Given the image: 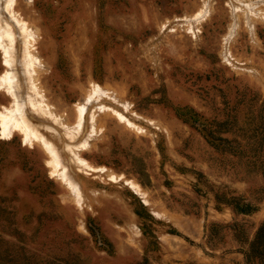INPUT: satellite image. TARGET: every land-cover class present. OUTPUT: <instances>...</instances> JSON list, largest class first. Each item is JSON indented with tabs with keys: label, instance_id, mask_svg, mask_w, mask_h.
I'll return each instance as SVG.
<instances>
[{
	"label": "rangeland",
	"instance_id": "374dc122",
	"mask_svg": "<svg viewBox=\"0 0 264 264\" xmlns=\"http://www.w3.org/2000/svg\"><path fill=\"white\" fill-rule=\"evenodd\" d=\"M263 158L264 0H0V264H247Z\"/></svg>",
	"mask_w": 264,
	"mask_h": 264
},
{
	"label": "trees",
	"instance_id": "16d2710c",
	"mask_svg": "<svg viewBox=\"0 0 264 264\" xmlns=\"http://www.w3.org/2000/svg\"><path fill=\"white\" fill-rule=\"evenodd\" d=\"M261 169L264 175V158L261 161ZM226 196V195H224ZM225 203L232 205L238 213H251L255 207L247 202L244 197H224ZM247 264H264V222L260 224L253 239L249 242L244 251Z\"/></svg>",
	"mask_w": 264,
	"mask_h": 264
}]
</instances>
